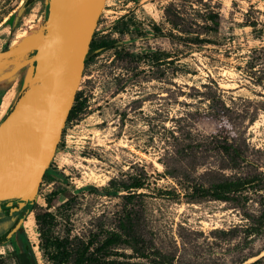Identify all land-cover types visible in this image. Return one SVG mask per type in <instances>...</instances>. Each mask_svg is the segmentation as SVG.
<instances>
[{"label":"rangeland","instance_id":"1","mask_svg":"<svg viewBox=\"0 0 264 264\" xmlns=\"http://www.w3.org/2000/svg\"><path fill=\"white\" fill-rule=\"evenodd\" d=\"M24 3L0 0V52L45 33L48 0ZM91 42L112 47L84 63V106L8 238L15 215L0 213V264H19L27 244L36 264H73L112 232L132 246L105 261L264 264V0H105ZM34 54L0 59V123L37 85ZM251 179L229 201L194 194ZM45 212L65 260L40 237Z\"/></svg>","mask_w":264,"mask_h":264},{"label":"water","instance_id":"2","mask_svg":"<svg viewBox=\"0 0 264 264\" xmlns=\"http://www.w3.org/2000/svg\"><path fill=\"white\" fill-rule=\"evenodd\" d=\"M105 0H48L43 44L8 48L1 58L35 51L28 80L43 79L0 123V202L20 207L37 194L80 83L85 56ZM27 207L9 231L27 216ZM30 264H36L29 251Z\"/></svg>","mask_w":264,"mask_h":264},{"label":"trees","instance_id":"3","mask_svg":"<svg viewBox=\"0 0 264 264\" xmlns=\"http://www.w3.org/2000/svg\"><path fill=\"white\" fill-rule=\"evenodd\" d=\"M33 0H25L24 4H28L32 2ZM112 47V43L108 42H100L99 44H95L93 42L89 45V50L85 56L84 63L87 62L89 59H91L95 55V49H108ZM166 58L168 57L167 54H162ZM160 56V54H159ZM79 93H76L73 106L71 110L69 111L68 117L66 119L67 121H70L75 116H77L82 108L83 103L79 101ZM254 180H247V181H228V182H222L218 183L216 185H213L209 188H196L194 190V194L197 197H212L216 200H222V201H229L233 197L231 194L239 192L245 188H248L253 185ZM142 183L140 182H134L130 185H125L123 188L125 189H134L139 190L142 188ZM109 191L107 189H103L102 193H108ZM9 201L2 202L3 204L7 203ZM54 220V215L49 212L41 213L35 215V222L38 225L39 233L41 239H43L44 242H48L50 246L54 247V251L56 253L53 255L51 254L49 256L50 259L60 261L65 260V257L62 254V247L63 243L57 239L51 240L47 238V233L50 231V224ZM5 236L0 237V244L4 242L3 238ZM94 241L89 240L81 249L78 256L76 257L73 264H126L119 261H105L102 255L100 254L103 251L108 250L111 246H117L120 244H124L126 246H132L131 241L129 239H122L121 234L117 232H112L107 235V237L103 238V240L100 242V244L95 247L93 251H90L91 246ZM47 245V244H45ZM43 250H46V248L43 247ZM29 251L30 248L28 247V244L26 245V249L22 251L21 253H18V261L19 264H30L29 261Z\"/></svg>","mask_w":264,"mask_h":264},{"label":"bare ground","instance_id":"4","mask_svg":"<svg viewBox=\"0 0 264 264\" xmlns=\"http://www.w3.org/2000/svg\"><path fill=\"white\" fill-rule=\"evenodd\" d=\"M16 38H17L16 41L11 44L10 48L44 43V34L40 31H35V30L24 31L20 33ZM41 81H43V79L34 78L32 79L31 82L32 83L37 82L38 84ZM32 89H35V86L32 85V87L29 90H32ZM29 90L25 93V95H28ZM23 100H24V97H22L16 105L18 106L20 103H22ZM29 229L30 230L32 229L31 224L29 225Z\"/></svg>","mask_w":264,"mask_h":264},{"label":"flooded vegetation","instance_id":"5","mask_svg":"<svg viewBox=\"0 0 264 264\" xmlns=\"http://www.w3.org/2000/svg\"><path fill=\"white\" fill-rule=\"evenodd\" d=\"M20 202L19 201H16V200H13V201H9L5 204L3 203H0V213H4L6 210L8 211L9 213V216L8 217H11L13 215H15V219H14V225L17 223V221L20 219V216L23 212V210L26 208V204H23V206L20 207ZM4 217V216H3ZM7 217V216H6ZM5 219V218H3ZM14 225H12L11 229L14 227ZM19 228V227H18ZM10 229V230H11ZM17 231V230H16ZM16 231L14 233H16ZM6 233V232H5ZM5 233H3L5 235ZM9 233V231H8ZM8 233L6 234V237L8 235ZM14 233H12L11 235H13ZM4 235H0L1 236H4ZM10 235V236H11ZM9 236V237H10ZM8 238V237H7ZM24 251V250H23Z\"/></svg>","mask_w":264,"mask_h":264}]
</instances>
